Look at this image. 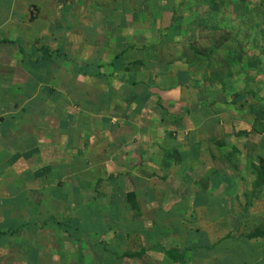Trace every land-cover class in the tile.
Instances as JSON below:
<instances>
[{
  "label": "crops",
  "instance_id": "obj_1",
  "mask_svg": "<svg viewBox=\"0 0 264 264\" xmlns=\"http://www.w3.org/2000/svg\"><path fill=\"white\" fill-rule=\"evenodd\" d=\"M179 3L0 0V264H264V133L175 47Z\"/></svg>",
  "mask_w": 264,
  "mask_h": 264
},
{
  "label": "rangeland",
  "instance_id": "obj_2",
  "mask_svg": "<svg viewBox=\"0 0 264 264\" xmlns=\"http://www.w3.org/2000/svg\"><path fill=\"white\" fill-rule=\"evenodd\" d=\"M187 1L185 0V4L187 3L188 6H193L196 9L195 14L192 13V8L185 7V4L182 6L181 3H179L178 11L181 10L180 16L183 14L188 16L190 14L195 19L192 21L191 17H189L191 19L190 24L195 28V33L190 38L188 37L189 41L182 40L175 47L186 49L184 46L187 43L195 41L198 48L202 49L210 41L212 44L215 42L218 43L220 38L222 41L216 51L208 53V59H192V61L196 62L197 70L199 69L202 72L198 73L197 78L200 81L202 80L201 83H206L212 87L210 96H215V90H220L223 100H229L231 98V92L233 90H240L238 88H241L239 92L256 90L255 94L257 97L264 96V20L262 14L264 0H241V2L237 3L234 0ZM196 19H198V22H196ZM212 28H221L223 29L222 31H225V34L222 37L221 35L212 37L210 32ZM234 38L243 42L242 50L244 51V54H242L235 67L231 66L229 62L221 61L222 56H228L226 51H229L233 47L232 40ZM167 48L168 51L172 50L173 52V46H167ZM182 52L180 50L179 53L182 54ZM187 54L191 55L190 52ZM237 68L238 71L235 70ZM217 74L223 77L222 80L217 81L215 79ZM251 79L258 83L257 86H252L253 82ZM220 82H224V85H219ZM257 103L264 106V97ZM239 104L242 107L240 111L236 112V108L239 110L237 107ZM254 104H256L254 100H251L249 97H243L238 100L236 105L228 107L227 110H229V113H227V117H233V120H235L237 115L240 114L239 116L246 120V115L243 110H253L251 105ZM241 111L243 112L242 115ZM230 130L232 132L234 126ZM253 158L250 157V160L252 159L253 161Z\"/></svg>",
  "mask_w": 264,
  "mask_h": 264
},
{
  "label": "trees",
  "instance_id": "obj_3",
  "mask_svg": "<svg viewBox=\"0 0 264 264\" xmlns=\"http://www.w3.org/2000/svg\"><path fill=\"white\" fill-rule=\"evenodd\" d=\"M234 1H235V3L241 2V0H239V1L234 0ZM262 14H263V20H264V10H263ZM174 19L175 18L173 16L172 20H174ZM196 22H198V19H196ZM222 30L223 29H221V28L210 29L212 37L219 36V35H221V37H222L225 34V31H222ZM254 33H256V32H254ZM221 43H222V41L220 38V41H218V43L215 42L214 44H212V42L210 41L207 46H205L204 48L201 49V48H198L196 42L194 41V42L187 43V48H188L189 52L191 53V56H194V59H196V60H199L201 58H207L208 59V53L216 51L217 48L221 45ZM232 43H233L232 44L233 47L229 51H226L228 56H222L221 61L222 62H229L231 64V66L235 67L238 63V60L242 56V54H244V51L242 50L243 42L234 38L232 40ZM119 53L121 54V52H118L115 55L118 56ZM227 74H228V72H227ZM222 78L223 77L220 74H217L215 79L217 81H220V80H222ZM252 82H253L252 86H257L258 83L255 80H252ZM255 91H253V90H247V91H243V92L232 91L230 94L231 98H230V102H229L231 105H236L238 100L243 98V97H245V98L249 97L251 100H254L256 102V104L251 105L253 110H251V109L248 111L245 109L243 110L244 114L250 117V129H249V131H247V132L246 131H238L237 132L239 135L244 136L246 144L249 147H250V145H252V146L254 145V142H253L252 137H251V135H252L251 133H256V134L264 133V120H263V118H264V106L261 105L260 103H257V102L261 101V99L264 96L257 97L255 94ZM237 107L239 109L238 111H240L242 105L239 104ZM256 143H257V141H256ZM251 150H253L252 147H251ZM224 156L227 160L229 159L230 161L229 160L228 161L230 163L234 164V166L236 164H238L237 161H238V157H239V152L236 150V148L234 146L233 147L231 146L229 151L226 154H224L223 157ZM254 160H255V163H253V162L249 163V166L252 168L251 174L253 175V189H252V191L258 193V194L253 193L254 194L253 198L257 197L260 194V191L262 190V187L264 186V157L261 156V152L257 153V155H254L253 161ZM251 236H253L255 238L264 237L263 228L261 227V228H258L257 230L253 229L249 234L246 235V238L250 239Z\"/></svg>",
  "mask_w": 264,
  "mask_h": 264
}]
</instances>
